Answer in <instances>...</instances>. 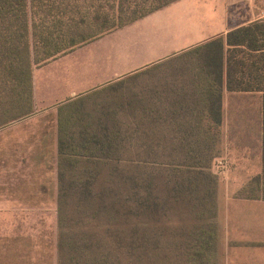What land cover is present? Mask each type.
<instances>
[{
  "label": "trees",
  "instance_id": "16d2710c",
  "mask_svg": "<svg viewBox=\"0 0 264 264\" xmlns=\"http://www.w3.org/2000/svg\"><path fill=\"white\" fill-rule=\"evenodd\" d=\"M177 1L0 0V130L36 111L32 79L35 66ZM222 41L219 39L218 44L224 51ZM227 44L233 47L227 52L229 67L241 71L246 80V85L242 80L241 86L236 82L233 88L264 93V22L230 32ZM72 123L65 113L61 114L57 194H53L51 178L45 177L55 159L53 131L39 128L23 144L11 140L10 148H1L5 177L12 174L10 169H19L20 194H10L11 190L1 184L4 178L0 180V194L32 208L55 205L57 211L53 241L41 239L38 244L30 234L5 238L9 241L7 248H15L13 254L5 255L9 260L6 264H164L167 246L162 240V194L143 182L144 173L158 169L159 164L154 163L159 161L160 151L163 156L158 147L160 134L121 133L108 140L104 136L102 145L98 135L67 132ZM18 145L23 148L21 152L14 150ZM197 164L191 162L187 168H198ZM252 183V194H264V135L263 172ZM196 188L194 185L190 190L196 194ZM198 251L187 248V264L199 260Z\"/></svg>",
  "mask_w": 264,
  "mask_h": 264
},
{
  "label": "crops",
  "instance_id": "0c3cea01",
  "mask_svg": "<svg viewBox=\"0 0 264 264\" xmlns=\"http://www.w3.org/2000/svg\"><path fill=\"white\" fill-rule=\"evenodd\" d=\"M186 1L194 0H179L152 14L171 9ZM203 5L208 9L202 10L201 14L212 19L214 31L203 38V41L166 58L199 47H209L210 52H214L213 62L178 66L158 61L116 66L117 68L113 69L115 74L98 79L92 76V80H88V71L84 68L75 82V79L65 81L59 74L55 80L51 79L52 72H59V67L62 66L55 64L57 69L46 70L50 62L55 60L53 59L33 68L36 111L31 116L17 121L25 122L24 125L29 126H23L22 136L11 140L23 144L30 133L44 127L48 128V132H54L52 147L55 159L51 170L45 175L53 182V194H57L58 187L57 135L59 118L63 113L73 121L67 126V132L74 134L79 131L80 134L98 135L102 145L104 136L108 140L109 137L113 138L121 133L155 132L160 134L163 151L175 149L225 152L223 160H220L223 162L219 161L220 165L213 164V160L222 155H214L211 161L197 164L199 167L194 169H188V163L182 160L172 164V167L178 168L177 172L184 169L185 176L182 180L186 188L187 185H195L199 190L209 179L210 185L206 183L209 188L207 194H162L161 212L165 218L163 243L167 247L177 249L176 264H180L179 248H184L183 264H187L188 247L199 250L196 253L199 260L196 263L192 261V264H264V194H238L232 190V185H229L235 173L243 172L240 168L244 162H248L246 166L250 169L256 160L257 171H251L249 178H255L263 172L264 93L234 89L236 82L241 86V81L246 85V80L242 78L241 71H233L227 62V52L233 49L227 44V35L255 22H264V0H203ZM219 39H223L224 51L220 50ZM157 68L163 73L159 75L161 84L155 90L131 94V97L121 99V102L118 100L115 104L117 107L113 105L105 109L92 108L89 104L90 98L101 89L126 79L147 76L146 72ZM124 71L126 72L122 73ZM39 77L42 80L37 82ZM44 81L47 91L41 95L38 88ZM44 103L47 105L39 106ZM63 109L64 112H61ZM45 119H48L47 123ZM17 122H12L1 131L12 129ZM22 149V146L18 145L14 150L21 152ZM29 171L30 168L27 172ZM10 174L1 184L11 190L10 194H20L17 191L20 182L19 169L12 168ZM177 178L180 180L179 174ZM216 183L223 185V194H217ZM8 198L5 193H1L0 200L13 202L19 208H52L56 215L57 231L55 205L32 208Z\"/></svg>",
  "mask_w": 264,
  "mask_h": 264
},
{
  "label": "rangeland",
  "instance_id": "374dc122",
  "mask_svg": "<svg viewBox=\"0 0 264 264\" xmlns=\"http://www.w3.org/2000/svg\"><path fill=\"white\" fill-rule=\"evenodd\" d=\"M206 9L208 8L203 5V0L186 1L171 9L137 20L133 24L109 34L100 40L79 47L69 54L51 61V64L45 69H51L50 71H53L57 69L55 68V64H62L59 67V72H52L51 79L55 80L59 74L62 75L65 81L75 79L76 82L84 68H87L88 80H92V76L98 79V77L105 78L115 74L116 72L113 69L117 68L116 66H131L158 61L178 66L213 62L215 60L214 52H210L211 48L209 47H199L182 52L174 57L166 58L173 53L181 52L203 41V38L214 31L215 25L212 23V19L201 14V11ZM146 73L148 74L147 76L126 79L113 84L111 87L101 89L90 98L89 104L92 108L100 107L105 109L113 105L115 106L118 100L121 102V99L131 97V94L136 95L138 91L146 92L155 90L161 84L159 75L163 72L157 68L155 70H149ZM40 80H42L41 77L37 79V82ZM42 84H37L39 85L38 92L41 95L47 91V88H44V84L46 85L45 81ZM45 105L47 103L40 104L39 106ZM24 123L17 122L12 126V129L0 130V152L1 148H10L13 144L9 142L11 139L22 136L24 133L23 126H29L24 125ZM158 141V147L161 150V140L159 139ZM162 152L163 156L161 157L160 151L158 158L160 162L154 163L159 164L158 169L154 170L150 168L143 175L144 184L149 189L156 187L159 192L158 194H172L173 189H175L174 194L177 191L178 194H194L190 190L192 188L191 185H187V188L184 186L185 184L182 180L185 176L184 169H179L178 172L175 169V172L174 167L172 168V164L178 160L180 162L182 160L188 164L191 162L206 164L213 159L212 157L214 155H222V157L220 156V158L217 157L213 160V164L220 165L219 161L223 160L225 156V152L211 151H193L189 154L188 151L167 149L162 150ZM216 160L218 161L215 162ZM163 163L168 165L164 166ZM255 163L256 160L250 169L246 166L248 162L242 163L244 165L242 167L240 166V169L243 172L233 175L234 178L229 185H232L231 188L236 193H255V188L252 183L254 177L249 178L253 171H257ZM1 165L0 162V180L5 178L7 174V171ZM223 166L225 167L226 164ZM244 171L248 173H244ZM178 174L180 175V180L177 178ZM209 180H207L208 182H204L209 184ZM224 182H226V179H224ZM227 182H229L228 179ZM206 183H204L203 188L200 187L199 190L196 188V194H207L209 188ZM217 188V194H223V185L217 184ZM0 201H2L0 202V206H2L0 208V264L9 262L5 255L9 256V254H13L15 251V248H7L9 241H6L5 238L15 237L21 234H30L38 244L41 243V239L53 241L56 238V215L52 208L31 210L29 208H19L13 202H7L4 199ZM37 249L40 250L41 247ZM179 251V262L183 264L185 258L184 248H179ZM176 252V248L166 247L164 264H169V262L170 264H176L178 257Z\"/></svg>",
  "mask_w": 264,
  "mask_h": 264
}]
</instances>
